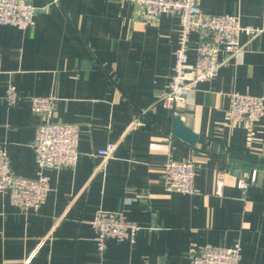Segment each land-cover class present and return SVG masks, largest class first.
Wrapping results in <instances>:
<instances>
[{
    "label": "crops",
    "instance_id": "0c3cea01",
    "mask_svg": "<svg viewBox=\"0 0 264 264\" xmlns=\"http://www.w3.org/2000/svg\"><path fill=\"white\" fill-rule=\"evenodd\" d=\"M30 1L33 26L0 25V144L14 174L42 172L50 190L36 212L0 193V264H189L192 242L229 247L237 241L242 264H264V169L252 167L254 182L239 188L246 176L232 174L220 157L264 164V117L252 126L229 118L232 92L264 91V31L254 37L242 31V51L167 109L156 99L173 73L177 14L150 23L135 0ZM263 1L201 0L200 7L260 28ZM198 41L191 32L189 63ZM9 83L20 95L14 106L4 101ZM50 94L57 98L52 121L80 129L73 167L41 170L35 163L31 143L45 117L31 110L29 97ZM144 109L143 125L129 129ZM175 116L199 135L195 145L171 133ZM110 142L116 150L100 168L92 153ZM168 158L193 162V193L165 189ZM99 210L138 224L134 240L109 238L99 252L89 223Z\"/></svg>",
    "mask_w": 264,
    "mask_h": 264
},
{
    "label": "built area",
    "instance_id": "2783aa9c",
    "mask_svg": "<svg viewBox=\"0 0 264 264\" xmlns=\"http://www.w3.org/2000/svg\"><path fill=\"white\" fill-rule=\"evenodd\" d=\"M143 8L146 22L157 23L163 14H177L179 29L177 46L174 51V66L167 90L156 102L164 108L174 109L178 103L186 101L187 96L196 90L199 82L212 79L221 66L238 55L243 46L239 43V34L243 31L251 37L257 36L264 27L242 26L232 14L212 15L201 10V0H135ZM36 7L30 0H0V25H10L18 29H27L34 25ZM264 14V1H263ZM198 34L196 60L188 62L189 36ZM223 53L220 58L219 54ZM20 100L15 84L9 83L4 94L8 106H14ZM31 110L45 119L39 123L31 147L35 154V163L39 169L73 167L78 162L79 133L77 124L52 121L57 98L30 96ZM147 109L140 110L129 125L136 129L143 125ZM260 117H264V91L259 95L232 92L230 94L229 118L233 122H246L252 126ZM116 143L110 142L98 148L92 155L99 158L98 167H103L107 159L116 150ZM194 165L190 160L168 158L164 164V186L167 191L183 194L194 192ZM254 175V176H253ZM247 179L237 180L239 188H246L254 182L255 172ZM221 172L217 181V191L222 186ZM49 177L39 172L35 178H26L14 174L10 169L7 152L0 144V193L8 195L12 205L37 211L45 201L50 190ZM94 230V240L99 252L106 246L109 238L133 241L138 224L127 220L122 213L99 210L89 221ZM189 264H242L241 244L235 242L229 247L212 244L198 246L190 243L187 250Z\"/></svg>",
    "mask_w": 264,
    "mask_h": 264
},
{
    "label": "water",
    "instance_id": "95a60500",
    "mask_svg": "<svg viewBox=\"0 0 264 264\" xmlns=\"http://www.w3.org/2000/svg\"><path fill=\"white\" fill-rule=\"evenodd\" d=\"M53 1L54 0H45L46 4H49ZM171 133L191 145H195L199 140V135L194 133L190 128L186 127L179 116H175L173 119ZM220 157L230 164L229 168H227L228 171L236 175L239 173V171H241L246 176V178L250 177L252 167H255L257 169H264V164L261 162L236 158L227 155H222Z\"/></svg>",
    "mask_w": 264,
    "mask_h": 264
}]
</instances>
